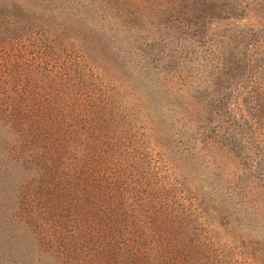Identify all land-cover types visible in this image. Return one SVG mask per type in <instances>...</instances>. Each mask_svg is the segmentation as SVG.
Returning a JSON list of instances; mask_svg holds the SVG:
<instances>
[{"label": "rangeland", "instance_id": "obj_1", "mask_svg": "<svg viewBox=\"0 0 264 264\" xmlns=\"http://www.w3.org/2000/svg\"><path fill=\"white\" fill-rule=\"evenodd\" d=\"M4 113L59 133L134 257L264 264V0H0Z\"/></svg>", "mask_w": 264, "mask_h": 264}, {"label": "trees", "instance_id": "obj_2", "mask_svg": "<svg viewBox=\"0 0 264 264\" xmlns=\"http://www.w3.org/2000/svg\"><path fill=\"white\" fill-rule=\"evenodd\" d=\"M19 124L0 114V264H74L65 244L94 251L93 264H176L172 256L134 257L121 244L127 229L116 222L119 212L83 199L78 165L65 159L59 133ZM152 229L149 237L167 242L178 231L170 222Z\"/></svg>", "mask_w": 264, "mask_h": 264}]
</instances>
